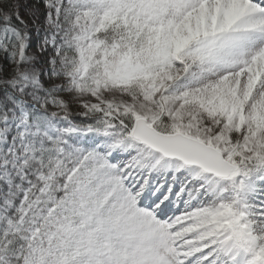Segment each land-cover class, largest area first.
Segmentation results:
<instances>
[{"label":"snow or ice","instance_id":"snow-or-ice-1","mask_svg":"<svg viewBox=\"0 0 264 264\" xmlns=\"http://www.w3.org/2000/svg\"><path fill=\"white\" fill-rule=\"evenodd\" d=\"M0 264H264V0H0Z\"/></svg>","mask_w":264,"mask_h":264}]
</instances>
